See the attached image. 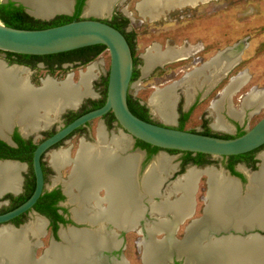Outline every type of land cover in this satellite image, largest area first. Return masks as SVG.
I'll return each mask as SVG.
<instances>
[{"label":"bare ground","instance_id":"bare-ground-1","mask_svg":"<svg viewBox=\"0 0 264 264\" xmlns=\"http://www.w3.org/2000/svg\"><path fill=\"white\" fill-rule=\"evenodd\" d=\"M23 1L31 3L35 13L44 18L52 12L70 13L72 7L71 0ZM117 1L119 0H91L85 14L86 16L103 17L112 11ZM211 1L214 0H142L137 3L136 10L143 19L159 22L172 12L187 7H197ZM124 13L131 19L133 18L132 13L126 8H124ZM239 46L241 43L229 47L227 51L219 52L203 66L187 74L182 81H177L164 89H157L149 102L151 112L157 114L166 124L174 123L178 101L176 90L185 82L194 88L195 83L201 78H204V81L199 85V89L206 86L214 87L225 78L233 64L240 62ZM194 49L196 48L168 46L165 51H162L161 46L155 44L144 55L146 65L143 74L148 75L156 67L186 60ZM100 65L104 64L94 62L87 67V71H82L78 85L74 82V74H70L67 80L61 83L48 77L43 81L40 89H34L27 81L30 75L27 69L15 66L8 69L0 60V133L3 135L5 130L12 127L15 122L22 126L26 135L41 127L48 128L54 120H57L56 116L60 109L73 105L72 102L78 99L82 90L84 95L97 98L98 95L93 92L92 83L100 74L98 73ZM22 75L25 78H22ZM245 83L247 82L242 80L241 75L233 77L231 84L220 95L221 99L213 103V108L220 107L224 99L228 97L231 102L232 97ZM258 92L254 89L248 94L241 111H236L232 105L228 104L229 114L241 121L245 115L244 110L253 107L257 111L264 105V95ZM192 95L193 92L187 91L188 104L192 102ZM50 115H54L55 118L51 119ZM212 127L218 131L233 130L232 125L221 116L216 118ZM98 139L96 144L82 142L73 164V177L69 182L64 183V187L68 193L72 188L80 191L78 195L80 205L95 202L91 207L93 218L101 217L120 229L129 230L131 227H136L135 225L146 211L141 204L142 197L150 196L151 198L157 195L158 188L162 186L159 180L161 182L164 180L160 177L163 173L174 171L176 166L172 167L171 159L166 154H161L158 161L154 163V169L144 179L142 193L133 179L134 157L120 156V153L129 147V138L125 135H119V137L114 135L113 139L108 141L105 131L100 127ZM261 158L263 166L258 173L249 176L250 183L244 198H237L239 185L227 180L220 172L211 168L201 170L191 167L182 180L171 184L173 187L168 188L162 202L151 201L152 215L162 219L157 220L156 224L147 225L151 244H143L146 263L165 264L164 259L171 251H175L178 256L186 258L187 264H198L203 260H208L210 264H264V238H249L247 241L232 238L213 240L201 247L204 244L201 245V242L205 240L201 237L210 230L218 232V230H228L232 227L245 229L254 225L264 229V152ZM69 161V154L66 150L53 152L51 155V163L56 170L62 169L70 163ZM20 166H22V171ZM25 169L24 165L0 164L1 196L3 192L11 190L14 191L12 193L17 194L20 183V178L18 179L17 176ZM204 174L209 177L210 188L204 218L194 223V226H190L186 241L170 243L168 239L165 242L162 241L163 243L155 242L152 238L154 234L162 232L171 234L174 224L178 222L182 224L184 219H188L192 214V192L193 189L196 190L199 178ZM57 182L56 179L55 184ZM99 187H103L107 192L104 199L107 207L103 210L100 209V200L96 198ZM172 195H176V199L171 202ZM80 214L76 216L79 217ZM44 224V219L37 218L34 222L24 226L22 230L2 227L0 229V264H96L94 258L99 247L116 246L113 236L106 232L105 227L104 231L94 235L72 231L67 235L63 233L64 239L71 243V247L65 249L55 247L48 260L31 263L28 259L31 245L27 238L40 235V232L44 230Z\"/></svg>","mask_w":264,"mask_h":264},{"label":"flooded vegetation","instance_id":"flooded-vegetation-1","mask_svg":"<svg viewBox=\"0 0 264 264\" xmlns=\"http://www.w3.org/2000/svg\"><path fill=\"white\" fill-rule=\"evenodd\" d=\"M74 1V5H73V9L70 12V14H63V15H59V16H69L72 17L74 16L75 12H76V8H77V4L79 2V0H73ZM87 0L84 1V5L82 8V13L79 17V20L84 19L83 18V13L85 11V3ZM121 1V2H125ZM15 6L17 7H24V12L26 14V7L23 6L22 4H19L17 2H14ZM116 3V2H115ZM128 8V7H127ZM115 7H113L112 11L108 14H106L105 16L102 17H98V16H94L92 15V18H88V19H96V20H102L110 25H112L113 27H115L116 29L120 30L123 35L126 37L130 47H131V51H132V55H133V59H137L135 57V40H134V34H133V30L130 29L131 23L133 24V22L130 20V18H128L124 13L125 16H121L122 14H119L115 11ZM123 12V9H122ZM166 18V16H165ZM164 18V19H165ZM141 22V24L143 23L142 20H139ZM135 23V21H134ZM157 23V22H155ZM246 42V41H245ZM240 42H238V44H240ZM247 44V42H246ZM155 45V44H153ZM160 45V44H158ZM187 45V46H186ZM161 46V45H160ZM167 46H172L175 47L177 45H170L169 43H167L164 47L161 46V48H163L162 51H165ZM183 46L188 47V46H192L195 47L196 49H194L195 54H192L190 58H188L185 61H181V62H177V63H189L191 61V58H193V62L194 64H198L201 66H203V64L205 63L203 61V59L199 56L200 53H202L203 51H205V46L202 43H199L195 46L186 43ZM246 45H241L239 47V51L242 50L243 47H245ZM152 47V46H151ZM150 47V48H151ZM246 48V47H245ZM149 50V48L147 49V51ZM147 51L145 52V54H143L142 56V61L144 63L143 67L140 69L136 68V65L134 63V73L135 71L138 72L137 74H143V70L145 68L146 62H145V58L144 55L147 54ZM91 51H80L77 52L73 55H64L62 57L59 58H54V59H45V58H41L40 60H34V59H21L19 57L16 56H10L7 53L1 52L0 51V56H3V63L5 66H7L8 68L11 67H18V68H25L29 71L30 75H29V79L27 80L29 83V86L35 87V88H41L43 86V81L46 80L48 77L52 78L54 80H56L58 83L63 82L65 80H67L68 75L69 74H73V73H69L66 78L64 80H58L55 79L54 77L51 76H47L45 79L43 78H39L38 81L40 83L39 86H35L33 84V78L32 75L40 68L46 69L48 72H53L56 69L59 70H64L65 68L68 67H73V66H80L81 68L84 67L85 69L92 64L93 62H95V60H93L92 62L85 64V60L87 58V55L90 54ZM65 59L68 57L69 60L66 61H62L63 59ZM71 57V58H70ZM1 60V59H0ZM97 60V59H96ZM139 61V59H137V62ZM208 62V61H207ZM137 64V63H136ZM176 64V63H174ZM172 65V64H169ZM168 65H164L162 67H166ZM162 67H156L153 71H155L158 68H162ZM194 69H197L199 67H195L193 66ZM81 71V70H80ZM79 71V72H80ZM152 71V72H153ZM193 70H190L188 73L192 72ZM82 72V71H81ZM151 72V73H152ZM187 73V74H188ZM133 74V73H132ZM137 75V77H138ZM149 75V74H148ZM134 76V74H133ZM143 76H147L145 74H143ZM186 75L182 76L181 79L178 80L182 81L185 78ZM22 78L24 77V75L21 76ZM136 77V78H137ZM25 78V77H24ZM134 78V77H133ZM37 81V82H38ZM95 81V80H94ZM93 81V82H94ZM133 81V79H132ZM134 82V81H133ZM79 83V81H78ZM78 83H75L78 85ZM92 89L93 92H95L94 87H93V83H92ZM83 91V90H82ZM107 92V89H106ZM96 93V92H95ZM97 94V93H96ZM99 97H90L86 95V98L84 99L81 107L77 110H67L64 113H62L60 116L57 117V120H54V122L48 127V128H44L41 127L40 130H38V133H34V134H29L28 137H25L22 134V126L18 123L15 122L13 124V126L11 127L12 132L7 134V136L3 138H1L0 136V153L2 152V144H5L6 146H8L9 148H13V149H18L19 147V142L17 141V135L24 140L25 144L27 146L30 147V150L28 151V155H26L27 160H18V159H13V158H0V161L3 160H11V161H17L20 162L23 165H26V169L27 167L30 166V171L32 172V176H29L28 178L25 176L24 172L25 170L20 173V183H19V188L17 190V194H14L12 192L14 191H8L5 196L0 198V214H4L8 211H11L15 208H17L18 206H20L21 204H23L25 201H27L33 194L34 190H35V185H36V180H35V175H34V171H33V166H32V162H33V155H34V151L36 149V147L43 142L44 140L52 137L54 134H56L59 130L63 129L64 127H66L67 125H69L71 122H73L74 120H76L78 117H80V115H84L88 112H91L92 110H96L100 107H102L105 103L106 97L104 99H102L100 102H97V100L100 98V95L97 94ZM221 99V98H220ZM141 103V102H140ZM96 104H99L98 106H96ZM141 105H143L141 103ZM146 108L148 109V114H149V120L152 121V123H156L159 124L155 121L152 120L151 117V112L150 109L146 106ZM112 113H109L107 115H105L104 117H102L100 120L102 121L99 128L101 127L106 135H107V140L111 141L113 139V131H111V129L114 128V126H118L119 123L115 121L112 122ZM51 119H54V115H50ZM97 120V119H96ZM238 120V119H237ZM93 122V121H92ZM88 123L86 125H84L83 127L75 130L71 135H69L67 138H65L64 140L60 141L57 145L53 146L52 148H49V150L44 153L43 157H42V167H43V172H44V177H45V188L43 191V194L41 196V198L38 200V202L34 205L33 209H31L30 211L24 213L23 215L19 216L18 218L14 219L13 221H11L9 224L13 225L14 227H16L17 229H20L21 227L23 228L24 226H27L28 223L34 222L37 218H42L45 220V227L44 230L42 232H40V235L36 236V237H29L27 238V240L30 243V247H29V252H28V259L29 261L35 262V263H41V262H45L46 260L49 259V255L51 253L52 250H54L53 248L57 247L59 249H65V248H69L71 247V243L63 238V233L64 234H69L72 231H76V230H86L87 232H89V234H95L97 232H102L104 231L103 228L105 227L106 232L110 233L111 236H113L116 246L114 247H110V248H105V246L103 247H99L96 251V255H95V263L96 264H134L132 261V258L129 256V252H130V248H133L134 252H135V256L138 259V261L141 264H148L145 261V243H149L151 244L150 240H151V236L149 235V233L147 232V225H149L150 223H157L160 219V217H156L155 215H152L151 212V201L155 202V203H160L162 202L167 194V190L170 187H173L172 185L183 179V176L188 172V170L186 169L187 167L191 168V167H204V169L201 170H205L208 168H211L212 170H215L217 172H220L221 174H223L225 176V178L227 180L233 181L236 184L239 185V195L237 196V198L241 199L242 197L244 198L247 192V186L250 183L249 180V176L251 174H255V172L259 171L261 166L263 165V160L260 158V154L257 155V153H259L262 149H264V147L260 148L259 150L256 151H252L253 153H249L248 155H244L242 157H236L233 156L232 157H222L223 158V162L224 165L222 168L217 169L215 167L210 166V162L208 160L205 159V157H203L201 159L202 164H197L195 163V161H191L188 160V155L185 154L184 152H177V154H180V156L178 157V159H176L175 162H173L171 160V165L172 167L176 166V169L174 171H169L166 173H163L162 176L160 177V179H162V177L164 178L163 182H161V180H159L160 183H162V186L159 189V193L153 197L150 198V196H146V197H142L141 199V204L143 207H145L146 211L143 214V216L139 219L137 225H135L136 227H131L129 230L127 229H120L117 226H115L112 223H108L107 221H105L104 219H102L101 217H97L95 216V218H93V213H92V209L91 207H93V205L95 204V202H91V204L86 203V204H82L80 205V201L78 199V195L80 193V191L77 188H72L71 192L68 193L66 188L64 187V183L65 182H69L71 180V178L73 177V164L76 161L77 155H78V151L81 148V144L82 142L84 143H92L89 142L87 138V136H89L90 134V129L89 127L91 126V123ZM61 123V124H60ZM120 127V125H119ZM121 128V127H120ZM99 130V129H98ZM4 134V133H3ZM80 135L85 136V138L79 137ZM214 134V133H212ZM218 136H225V135H221V134H216ZM78 136V149L75 153V155L72 157L71 156V149L73 147V145L69 146L68 149H63L62 146L64 144H66L67 142H71V144H73V140L75 139V137ZM99 139L97 137V140L94 141V143L92 144H96L98 143ZM141 141L133 139L132 141L129 142V147L127 149H125L123 152L120 153L121 157H134V162H135V167L133 170V179L135 181V183L138 185V190L140 192H142V187H143V182L145 177L147 176V172L146 169L147 167L150 165V163L152 161L155 160V157L157 155H161V150H157L156 152H153V148L150 147H144V145H142V143H140ZM75 146V144H74ZM33 147V149H31ZM6 150V149H5ZM60 150H66L68 151L69 154V159H70V163H67L62 169H64L65 167L70 166L71 170H70V174L67 176V179H63L61 177V170H56L52 163H51V155L53 152H58ZM10 152V151H9ZM12 154H14L13 152H10ZM263 153V152H262ZM170 159H171V155L173 154L171 151H165V153ZM49 155L50 156V166L49 164L47 165L45 163V157ZM191 157H197V155H192ZM28 163V165L26 164ZM21 167V171H22V166ZM48 167H50L51 171L53 173L56 174V179H57V184H54L53 181V186H49L47 187V181H48ZM215 168V169H214ZM20 171V172H21ZM204 176V177H203ZM54 179V180H56ZM204 183V186L202 189V194L200 196V200L202 201V206L199 210V214L197 215V193L199 191V184ZM172 184V185H171ZM196 191L193 189L192 192V196L193 193L195 191V195H194V199H195V205L192 206L193 211L192 214L189 216L188 219H184L183 223L181 224V222H178V224H174V226H172L174 229H171V234H167L165 232L159 233V234H154V236L152 237L153 240H155V242H162L165 240L170 241V243L172 242H183L186 241V239H188V235L187 232L190 228V226H194V223L202 220L206 214V208H207V203L209 202V192H210V188H209V177L208 175H201V177L199 178L198 181V185L197 188H195ZM143 193V192H142ZM107 196V192L106 189H104L103 187H99L97 189L96 192V198H98V200H100V209H105L107 207V204L105 202V198ZM173 196V197H172ZM170 197V201H175V197L176 195H172ZM193 200V199H192ZM193 204V201H192ZM87 205V206H86ZM51 211H56V214L51 215ZM82 213V215L80 214ZM76 214H80V216H76ZM27 218V221H25V219ZM170 220L172 219L171 215H170ZM158 220V221H157ZM20 222H24V223H20ZM187 222V223H186ZM20 223V224H19ZM186 223L185 226H183ZM180 226H183V232L180 234L179 230H180ZM171 227V228H172ZM238 230H235V229ZM242 227H232L228 230H218L214 231V230H210L209 232L207 231L205 234H203V236L201 238H205V240H203L201 242V247H204L205 244L207 242L213 241V240H224V239H236V240H242V241H247L249 240V238H256L254 237L253 233H259V238H264V232L259 231V230H254V231H250L247 230L246 228L244 230ZM135 233L136 238H132L131 240L126 238V233ZM47 234L48 238H44ZM152 240V241H153ZM168 242V241H167ZM163 243V242H162ZM144 244V245H143ZM6 260V259H5ZM165 264H187L186 258L180 257V255L178 256V254L175 251H171L169 253V255L164 259L163 261ZM202 264H210V262L208 260L206 261H202Z\"/></svg>","mask_w":264,"mask_h":264},{"label":"rangeland","instance_id":"rangeland-1","mask_svg":"<svg viewBox=\"0 0 264 264\" xmlns=\"http://www.w3.org/2000/svg\"><path fill=\"white\" fill-rule=\"evenodd\" d=\"M121 1L122 0H119L115 3V11L122 14L121 16H125L126 14L124 13V8H126V10L131 12L133 15L132 19L127 15L126 16L133 22V24L131 23L130 29L133 30V34L135 36V57L139 59L136 64L137 69L143 67L144 63L141 58L148 48L150 49L151 46H154L153 44H160L164 47L167 43H169L170 45H177L175 47L180 48L185 47L183 45L186 43L193 46L202 43L205 46V51L200 53L199 56L204 62H207L219 52L225 51L229 47L237 45L238 42H247L245 46L246 48L241 54L240 62L233 64L225 78L220 80L214 87L210 88L209 86H206L199 89V85H201L204 81V78H201L197 83H195L196 85H194V88L188 86L185 82L176 90V93L178 94V101L175 110L177 115L176 121L167 125L179 129L181 125L180 119L183 114L190 113L189 118L184 125L185 130L203 133L205 131V126H207V128L214 134L237 137L238 127L247 131L264 118V105L257 111L253 107L244 110L245 115L241 121L234 119L229 114L228 109V106L232 105L233 109L236 111L243 110L244 100L254 88H256L255 90L257 92L259 91L258 93L264 95V0H214L209 3L198 5L197 7H187L182 10L172 12L168 14L165 19L163 18L159 20V22L156 21L157 23L148 19H143L137 12V3L142 0ZM85 11L83 13V18H92V15L86 16ZM52 20H44V22H50ZM139 20H143V23L141 24ZM188 48L191 49L193 47L188 46ZM192 54H195V51H192ZM191 55L189 54L188 58H190ZM0 59L3 61L4 57L0 56ZM95 62H101L104 64L100 65L98 72L100 74H98V78L95 82H93L95 92L100 95L97 102H100L106 95L107 78L110 69L109 51L104 50L97 60L95 59ZM192 62L193 58H191L189 63L174 62L176 64H167L168 66L158 68L153 72L151 71L152 73H148L149 75L147 76H143V74L138 75V77L133 80L134 82L130 88L129 95H131L133 99L138 100L143 105L147 106L151 112L152 110L149 107V102L157 89H164L167 86L172 85L181 79L182 76L187 75L190 70H195L193 66L200 67L201 65H196ZM84 67L81 68L80 66L75 65L73 67L70 66L65 68L64 70L56 69L51 73L46 69L40 68L32 75L34 81L33 84L35 86H39L40 83L38 79H45L47 76L54 77L58 80H64L69 73L74 74V82L78 83L81 71H87V68L85 69ZM240 75L242 76V80L247 83H245V85L234 95V97H232L231 102L230 97H228V99H224V102L220 107L214 109L213 103L220 100V95L229 85L230 80L233 79V77L236 78ZM187 91L193 92L192 102L189 104L186 97ZM219 116L232 125V131H218L212 127L216 118ZM151 117L153 121L159 124H166L159 116H157V114L155 115L153 112H151ZM101 122L102 121L100 119H97L91 123V126L89 127L90 134L86 138L89 142L94 143V141L97 140L98 129ZM111 131H113V135H118V137L119 135H128L119 127V125L114 126ZM79 137L85 138V136L80 134ZM77 139L78 136L73 140V144H71V142H67L62 146L63 149H68L69 146L73 145L70 150L72 157L78 149L76 144L78 143ZM262 152H264V149L257 153V155ZM164 153L165 151L161 152V154ZM172 153L171 160L175 162L180 154H177V152L174 151ZM204 157L210 162V166L217 169L222 168L225 163L223 162L222 157L207 155ZM45 163L50 166L49 155L45 157ZM26 164L28 165V163ZM186 169L188 170L189 167ZM199 169H204V167H199ZM48 170L49 177L47 187L53 186V181L55 184L54 179H56V174L51 171L50 167H48ZM70 170V166L62 169L61 177L63 179H67V176L70 174ZM24 174L27 178L32 176L30 166L27 167ZM203 186L204 183L199 184V191L196 196L198 202L196 216H198L199 210L202 206L200 196L202 194L201 188H203ZM26 221L27 218L24 222ZM186 223L183 226H185ZM183 226H180V234L183 232ZM48 235L49 234H47L44 238H48ZM126 238L128 240L136 238L135 233H126ZM135 255L136 254L133 248H130L129 256L132 258L133 263L141 264Z\"/></svg>","mask_w":264,"mask_h":264},{"label":"water","instance_id":"water-1","mask_svg":"<svg viewBox=\"0 0 264 264\" xmlns=\"http://www.w3.org/2000/svg\"><path fill=\"white\" fill-rule=\"evenodd\" d=\"M10 1L22 4L26 7L28 15L41 21H49L59 15L70 14L68 12H52L44 18L35 13L34 6L31 3L23 0ZM7 2V0H0V5ZM71 2L72 11L74 1L71 0ZM90 2L91 0L86 1L85 10L88 8ZM241 45H246V42H241ZM93 46H104L110 54V69L108 72L107 92L104 105L82 116L80 115V117L76 120L59 130L52 137L41 142L36 147L32 162L36 180L35 190L32 196L23 204L11 211L0 214V229H2V227H10L15 230H22V227L17 229L9 223L33 209L34 205L41 198L45 188V177L42 167V157L44 153H46L49 148H52L60 141L67 138L75 130L96 119H101L109 113L113 114L121 129L128 134L125 136H127L130 141L131 138L132 140L136 139L155 147L156 149L158 148L161 151H177L193 153L195 155L203 154L213 157H232V155L240 156L264 147V118H262L254 127L247 130L245 134L238 137L224 138L221 136H208L198 132L180 130L167 124L147 122L134 115L128 104L129 91L133 85L132 73H134L135 69L131 47L126 37L120 30L102 20L84 18L82 20L73 21L64 25L37 30L11 28L6 26L0 20V51L4 53L43 57L63 54ZM244 49L245 47H243L241 51L238 50L240 52V57ZM4 67L8 68L7 66ZM232 80L233 79L230 80L229 85ZM33 88L40 89L35 87ZM254 89L251 91H254ZM85 98L86 95H84V91H81L78 99L72 102L73 105L62 107L56 117L60 116L69 109H79ZM38 130L32 131L27 135L24 134L22 130V134L25 137H28L29 134L38 133ZM11 132V127L5 130L3 134L4 137ZM0 136L3 138L1 134ZM160 156L161 155H157L155 160L147 167V175H149V173L154 169V163L158 161ZM261 156L262 153L260 154V158ZM6 163L23 165L17 161H0V164ZM24 166L26 167V165ZM259 171L255 173H258ZM20 176L21 175L18 173V179ZM195 191L193 193V205H195ZM7 192L8 191L3 192L2 196L0 195V198L5 196ZM246 229L250 231L259 230L264 232V229H261L256 225ZM75 232H85L89 234L86 230H76ZM253 234L256 237L259 236V233ZM198 264H202V262Z\"/></svg>","mask_w":264,"mask_h":264},{"label":"trees","instance_id":"trees-1","mask_svg":"<svg viewBox=\"0 0 264 264\" xmlns=\"http://www.w3.org/2000/svg\"><path fill=\"white\" fill-rule=\"evenodd\" d=\"M84 1L85 0H79L78 4H77V8H76V12L74 14V16L69 17V16H57L56 18H54L52 21L50 22H44L41 20H37L33 17H31L30 15L26 14L24 12V7L20 6L17 7L15 6V3L8 0L7 3H2L0 5V20L8 27L11 28H15V29H23V30H37V29H45V28H49V27H55V26H60V25H64L73 21H78L79 17L82 13V8L84 5ZM106 50V48L104 46H93V47H88V48H83L80 50H76V51H71V52H67V53H63V54H58V55H52V56H43V57H37V56H25V55H18V54H13V53H7L10 56H16L19 57L21 59H34V60H40L41 58H49V59H54V58H59L62 57L64 55H73L77 52L80 51H91L90 54L87 55V58L85 60V64H88L90 62H92L93 60L97 59L102 53L103 51ZM71 58V57H70ZM69 60V58L67 57L62 61H66ZM134 63L136 65L137 63V59H134ZM138 72L135 71L134 74V78L133 80L136 79ZM107 83H108V78H107ZM106 97V95H105ZM128 104L130 107L131 112H133L134 115H136L137 117H139L140 119L147 121V122H152L149 120V114H148V109L146 108L145 105H141L140 101L135 100L132 98L131 95H129L128 97ZM99 104H96V106H98ZM190 113L188 114H183V116L180 119V130H185L184 125L187 122L188 118H189ZM115 121L114 116L112 115V122ZM187 131V130H186ZM195 132V131H192ZM246 131L243 130V128L238 127V136H241L243 134H245ZM201 134L204 135H208V136H218L216 134H212V132L207 128V126H205V131ZM224 138H232V136H228L225 135L223 136ZM17 141L19 142V147L18 149H13V148H9L8 146H6L5 144H2V152L0 153V158H13V159H18V160H27L26 155H28V151L30 150V147L27 146L24 142V140H22L18 135H17ZM142 145H144V147H150L153 148L152 146L145 144L143 142ZM6 149V150H5ZM33 149V147L31 148ZM153 152H156L157 150L160 149H156L155 147L152 149ZM13 152L14 154L10 153ZM173 152V151H171ZM177 152V151H174ZM253 153V152H251ZM250 153V154H251ZM188 155V160L191 161H195V163L197 164H202L201 159L206 156L203 154H196L197 157H191L192 155H194L193 153H185ZM249 154V153H248ZM248 154H244V155H248ZM244 155H240V156H236V157H242ZM51 215L56 214V211H51Z\"/></svg>","mask_w":264,"mask_h":264}]
</instances>
